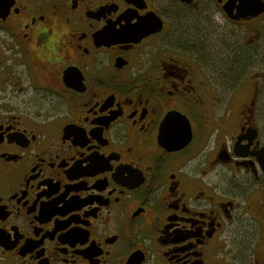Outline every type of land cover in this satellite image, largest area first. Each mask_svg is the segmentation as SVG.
<instances>
[{
	"label": "flooded vegetation",
	"instance_id": "obj_1",
	"mask_svg": "<svg viewBox=\"0 0 264 264\" xmlns=\"http://www.w3.org/2000/svg\"><path fill=\"white\" fill-rule=\"evenodd\" d=\"M249 1L0 0V264H244L251 228L264 243V134L226 70L264 44Z\"/></svg>",
	"mask_w": 264,
	"mask_h": 264
},
{
	"label": "rangeland",
	"instance_id": "obj_2",
	"mask_svg": "<svg viewBox=\"0 0 264 264\" xmlns=\"http://www.w3.org/2000/svg\"><path fill=\"white\" fill-rule=\"evenodd\" d=\"M264 38V34H262ZM264 42V39H263ZM252 60L247 64H239L240 71L237 72L241 81L240 100H243L245 96L254 94L253 111L255 115V122L258 127L261 128L264 134V44L261 48H257L254 51ZM247 83H249L247 85ZM225 99H223L224 103ZM225 104L221 105L224 108ZM211 142L213 139L210 140ZM214 173L212 172V178ZM248 239L242 244L244 264H255L256 259L260 256L256 253L261 249L264 243L258 240L257 232L254 228L249 230Z\"/></svg>",
	"mask_w": 264,
	"mask_h": 264
},
{
	"label": "water",
	"instance_id": "obj_3",
	"mask_svg": "<svg viewBox=\"0 0 264 264\" xmlns=\"http://www.w3.org/2000/svg\"><path fill=\"white\" fill-rule=\"evenodd\" d=\"M264 12V4L262 5V3H253L252 1H249V7L246 11H244V13H247V15L250 16H257L260 13ZM152 33V29H145L143 31H141V33H139V37H144L148 34ZM257 159L258 162L262 168V170L264 171V147L262 148V150L260 151L259 155H257Z\"/></svg>",
	"mask_w": 264,
	"mask_h": 264
},
{
	"label": "trees",
	"instance_id": "obj_4",
	"mask_svg": "<svg viewBox=\"0 0 264 264\" xmlns=\"http://www.w3.org/2000/svg\"><path fill=\"white\" fill-rule=\"evenodd\" d=\"M242 65V64H241ZM244 65V64H243ZM226 70L227 71H229V73H231V74H234V73H236V72H239L240 71V68H235L234 69V72H233V66L231 67V66H228V67H226Z\"/></svg>",
	"mask_w": 264,
	"mask_h": 264
}]
</instances>
